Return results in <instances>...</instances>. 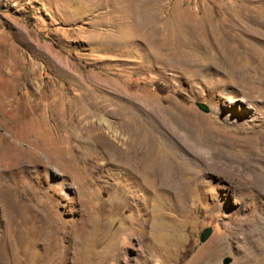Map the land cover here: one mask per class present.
I'll list each match as a JSON object with an SVG mask.
<instances>
[{
    "label": "rangeland",
    "instance_id": "1",
    "mask_svg": "<svg viewBox=\"0 0 264 264\" xmlns=\"http://www.w3.org/2000/svg\"><path fill=\"white\" fill-rule=\"evenodd\" d=\"M120 95L176 155L156 143L137 173L57 134L71 106L76 122L93 101L139 112ZM0 196V264H246L264 227V0H0Z\"/></svg>",
    "mask_w": 264,
    "mask_h": 264
},
{
    "label": "bare ground",
    "instance_id": "2",
    "mask_svg": "<svg viewBox=\"0 0 264 264\" xmlns=\"http://www.w3.org/2000/svg\"><path fill=\"white\" fill-rule=\"evenodd\" d=\"M211 69L213 68L211 67ZM115 96H117V94ZM121 98L124 100L122 101L124 106L132 107V105H135V102L133 103L131 100L125 98V96L121 97L120 95L119 99ZM80 102L85 106H88L89 99H82ZM119 102H121V100H119ZM139 106L137 107L135 105V108H138L139 112L126 109L125 107V110L122 111L115 107L110 108L112 106L104 104L101 101H93L92 106H90L91 108L85 110L82 107L85 115L77 122L75 121V118L73 119V116L70 115L74 106H66V108L68 107L66 112L58 114L55 118V126L59 130L57 131V134L59 137H62V133L64 137L67 138L70 144H72V146H69L71 149L75 150V148H77V146L73 144L75 138L78 140V143H93L103 150L107 149V152L112 153L110 155L111 157H118L119 160L126 163L128 167H134L136 169L135 172L141 173L139 168L141 165L144 166V163L142 162L145 161L146 158H151L156 143L165 149L164 152L166 155L169 156L171 153L172 155H176V153H174V151L172 152V147H169L172 146L173 142L171 136L161 133L159 127L156 126L154 122L152 123L150 117L143 109H140ZM92 116H98L100 118L92 120ZM75 131L82 133V138L86 141L80 139L79 136L75 137ZM143 136L144 139H142ZM109 139H111L113 143H110ZM170 148H172V150H170ZM39 160L41 159L39 158ZM49 160H51V158H49ZM152 161V167L149 172L150 175L157 179L158 183L165 184V186L169 185V187H171L179 196H189V185L177 179L179 172L177 171L178 167L175 166V164L171 161L155 162L156 160H151V162ZM197 169L199 173L204 171L203 167L200 166ZM129 172H132V169H129ZM9 196L11 197L10 193ZM253 225H251V227ZM242 229L243 228L239 227L234 232H230L231 237L233 239L236 238L240 242L239 235ZM247 229L245 240L248 241L250 247L245 250L242 248L244 253L243 256L246 258V264H252L254 261L253 256L255 255H260L261 259L259 264H264V227L254 226Z\"/></svg>",
    "mask_w": 264,
    "mask_h": 264
},
{
    "label": "water",
    "instance_id": "3",
    "mask_svg": "<svg viewBox=\"0 0 264 264\" xmlns=\"http://www.w3.org/2000/svg\"><path fill=\"white\" fill-rule=\"evenodd\" d=\"M199 107L205 111V112H208V107L204 104H199ZM232 260L227 258L225 261H224V264H231Z\"/></svg>",
    "mask_w": 264,
    "mask_h": 264
}]
</instances>
